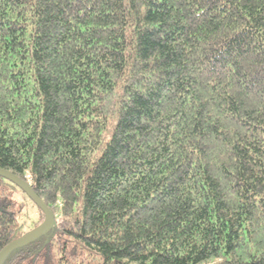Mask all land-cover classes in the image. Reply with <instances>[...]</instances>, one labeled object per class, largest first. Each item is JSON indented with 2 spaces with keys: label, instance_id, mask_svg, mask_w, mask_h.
Masks as SVG:
<instances>
[{
  "label": "trees",
  "instance_id": "obj_1",
  "mask_svg": "<svg viewBox=\"0 0 264 264\" xmlns=\"http://www.w3.org/2000/svg\"><path fill=\"white\" fill-rule=\"evenodd\" d=\"M0 168L1 264H264V0H0Z\"/></svg>",
  "mask_w": 264,
  "mask_h": 264
},
{
  "label": "water",
  "instance_id": "obj_2",
  "mask_svg": "<svg viewBox=\"0 0 264 264\" xmlns=\"http://www.w3.org/2000/svg\"><path fill=\"white\" fill-rule=\"evenodd\" d=\"M0 176L6 178L9 181L16 184L22 191H24L34 201V203L38 207L41 208V210L45 214L44 222L36 230H34L33 232H31L28 235H25L21 238H18L16 240L12 241L11 243H9L7 246H5L0 251V264H1L3 259L6 257V255L10 251H12L14 248L35 241L37 238H39L41 236V234L43 232L52 228L56 224V219H55L54 212L36 194L32 185L28 181L18 177L17 175L13 174L10 171H7V170L2 169V168H0Z\"/></svg>",
  "mask_w": 264,
  "mask_h": 264
}]
</instances>
